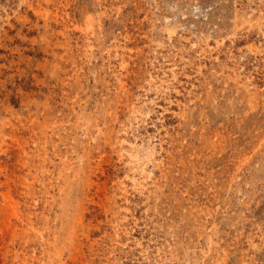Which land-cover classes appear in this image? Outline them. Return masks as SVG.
Returning a JSON list of instances; mask_svg holds the SVG:
<instances>
[{
    "label": "rangeland",
    "instance_id": "rangeland-1",
    "mask_svg": "<svg viewBox=\"0 0 264 264\" xmlns=\"http://www.w3.org/2000/svg\"><path fill=\"white\" fill-rule=\"evenodd\" d=\"M0 264H264V0H0Z\"/></svg>",
    "mask_w": 264,
    "mask_h": 264
}]
</instances>
